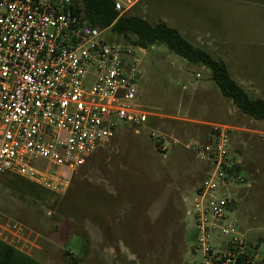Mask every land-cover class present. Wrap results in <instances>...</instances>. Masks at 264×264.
Masks as SVG:
<instances>
[{
	"label": "rangeland",
	"instance_id": "374dc122",
	"mask_svg": "<svg viewBox=\"0 0 264 264\" xmlns=\"http://www.w3.org/2000/svg\"><path fill=\"white\" fill-rule=\"evenodd\" d=\"M128 14L151 24L166 22L224 60L231 77L264 100V0H138ZM102 40L132 45L110 30ZM134 50L141 70L137 103L151 115L145 127L136 132L121 122L64 193L53 194L18 176L1 178L0 239L31 255L38 247L39 257L71 263L75 256L83 257L86 219L97 210L115 208L122 220L117 241L122 240L126 252L139 255L135 263L203 264V254L194 251L193 203L208 167L190 147L207 142L211 124H225L237 129L230 155L241 162L246 180L218 193L235 202L226 225L235 223L248 246L257 250L254 263L264 264V142L257 135L264 132V120L244 114L221 93L208 68L166 45ZM151 130L164 134L167 152L156 147ZM101 235L107 236L103 230ZM227 240L214 235L212 246L219 249Z\"/></svg>",
	"mask_w": 264,
	"mask_h": 264
},
{
	"label": "built area",
	"instance_id": "2783aa9c",
	"mask_svg": "<svg viewBox=\"0 0 264 264\" xmlns=\"http://www.w3.org/2000/svg\"><path fill=\"white\" fill-rule=\"evenodd\" d=\"M113 1L124 14L138 0ZM73 5L0 0V179L18 176L53 194L69 188L121 122L139 132L151 116L137 103L141 70L134 49H144L105 43L109 29L87 24ZM236 130L211 124L207 142L190 147L208 167L193 203L194 251L203 264H255L257 250L235 223L226 225L234 200L218 196L246 182L236 170L241 162L230 155ZM257 135L264 142V132ZM150 136L168 151L164 134L151 130ZM214 235L228 240L214 248Z\"/></svg>",
	"mask_w": 264,
	"mask_h": 264
},
{
	"label": "trees",
	"instance_id": "16d2710c",
	"mask_svg": "<svg viewBox=\"0 0 264 264\" xmlns=\"http://www.w3.org/2000/svg\"><path fill=\"white\" fill-rule=\"evenodd\" d=\"M82 8H74L76 13H82L87 24L109 29L112 33L130 44L144 50L155 45H166L170 51L193 64H199L211 71L212 79L221 93L230 99L244 114L256 120H264V100L253 96L240 86L230 75L227 63L201 47L188 41L177 29L164 21L151 24L137 15L128 12L120 14L115 10L113 0H78ZM236 170L241 172L242 166ZM264 243V239H262ZM83 245L88 244L84 241ZM82 245V246H83ZM84 247V246H83ZM82 247V249H83ZM68 257V252H65ZM72 260V262H74ZM0 264H43L34 256L21 250L11 242L0 239Z\"/></svg>",
	"mask_w": 264,
	"mask_h": 264
},
{
	"label": "crops",
	"instance_id": "0c3cea01",
	"mask_svg": "<svg viewBox=\"0 0 264 264\" xmlns=\"http://www.w3.org/2000/svg\"><path fill=\"white\" fill-rule=\"evenodd\" d=\"M88 212L86 211L85 214ZM109 213H112V215H107ZM115 214L118 215V210L115 208L112 211L100 209L96 211L92 218L86 219L83 228L88 232V237L85 240L88 241V244L83 245V257L75 256L74 262H56L51 257H39L38 247L36 248V255L32 256L39 261L42 260L43 264H133L136 261L139 262L137 253L126 252L125 248L121 247L123 245L122 240L117 241L116 230L122 227V220ZM95 229L98 230L96 232L99 233L98 236L93 231ZM102 230L107 236L101 235ZM20 249L24 250L23 248Z\"/></svg>",
	"mask_w": 264,
	"mask_h": 264
}]
</instances>
